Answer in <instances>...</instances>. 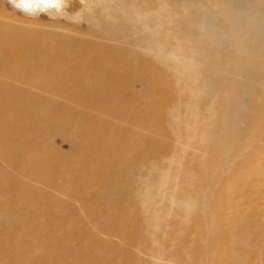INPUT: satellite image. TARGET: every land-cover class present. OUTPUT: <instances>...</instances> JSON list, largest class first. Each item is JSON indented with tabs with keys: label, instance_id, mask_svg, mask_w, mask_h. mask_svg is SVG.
Here are the masks:
<instances>
[{
	"label": "bare ground",
	"instance_id": "obj_1",
	"mask_svg": "<svg viewBox=\"0 0 264 264\" xmlns=\"http://www.w3.org/2000/svg\"><path fill=\"white\" fill-rule=\"evenodd\" d=\"M12 1L19 11L33 15L45 11L73 20V28L38 36L21 49L0 36L1 211L5 200L14 199L5 194L17 193L22 200L23 189H32L20 182L18 174L54 186L50 175L45 180L46 173H63V165L72 162L64 154L46 161L29 156L30 149L56 128L74 130L73 143L81 151L68 171L82 187L81 181L91 176L82 161L106 155L111 147L102 142L114 128L106 117L107 109L114 108L127 117L126 124L113 131L122 133L125 144L116 142L112 149L124 154L110 156V161H119L112 166L118 176L104 183L120 198L115 205L128 203L143 239L131 245L137 252H127L112 241L102 242L93 253L69 242L61 246V238L52 231L22 218L46 217V206L32 205L15 212L19 230L12 231L11 244L0 246V254L10 255L6 264H21L30 248L36 259L63 246L72 260L84 264H94L103 250L111 251L108 264H141L140 252L150 258L146 264H212L203 254L214 252L217 243L223 251L232 245L233 256L224 261L217 255L213 264H258L264 256V220L240 205L253 202L247 195L251 177L264 176V0ZM3 27L0 23V30ZM42 81L47 85L41 87ZM30 88L55 89L84 101L80 109H73L76 115L47 116L33 108L36 102L30 99L36 97L17 99L34 96ZM43 105L58 111L66 108L48 100ZM141 123L147 127L139 128ZM140 157L158 160L127 163ZM65 158L69 161L63 162ZM225 179H230V186L223 188ZM237 184L242 187L235 194ZM19 203L15 199L7 214H13ZM59 207L63 208L58 220L74 211L69 205ZM228 207L234 215L226 212ZM199 218L204 223L196 234L188 235L189 224ZM30 228L40 238L33 239ZM198 231L209 239L203 247ZM37 239L44 240L42 245H35ZM7 259L0 257V264Z\"/></svg>",
	"mask_w": 264,
	"mask_h": 264
},
{
	"label": "rangeland",
	"instance_id": "obj_2",
	"mask_svg": "<svg viewBox=\"0 0 264 264\" xmlns=\"http://www.w3.org/2000/svg\"><path fill=\"white\" fill-rule=\"evenodd\" d=\"M20 7L15 4L12 0H0V20L4 23L5 27L0 30V36L3 37L8 44L13 45L17 49L25 48L31 41H35L38 36L45 37L47 33H59L60 31L58 28L67 27L72 29V25L70 24L72 21H69L67 18L64 17H56L48 15L45 11H41L37 15H33L32 13H28L27 11H19ZM86 27V24H83ZM40 82V81H38ZM51 84H54V88H56L57 82H53ZM47 85L44 81L41 83V87ZM137 89L141 88L139 84L135 85ZM29 92L34 94V96H17V99H24L26 98H35L36 99H30V101L36 102L33 106L36 110H44V112H48L47 116H56L63 118L62 114L63 112L73 113L76 115V112L73 109H80L79 105L83 103L82 96H72L68 95V93H63V91L59 92L55 89L50 90H44L42 88H30L28 89ZM51 101L55 103H64L66 105V108L59 109V111L53 108L43 107L45 101ZM33 102V103H34ZM39 106V107H38ZM43 107V108H41ZM71 107L72 109L68 108ZM70 110V111H69ZM106 117L111 121L110 124L114 125V128L116 126H123L126 124L127 117L123 110H115L114 108L107 109L106 111ZM60 125H65L62 123H59ZM57 126V125H56ZM139 128L144 126L147 127V123H141L138 125ZM114 128L108 133V138L102 142L104 146L108 145L111 147H108L109 150L106 151L108 154H95L91 156L92 160L82 161L88 165V168L85 170L87 174H90L89 180L87 182H82V187H78V184L80 182H74L72 180V173L69 167H72L70 164H77L76 157L79 158V153L77 150L75 143H73V129L69 130H53L51 133L46 135L41 145H39L36 149H30V157L32 159L39 160H45V158L51 156L50 158L57 160V156L59 154H64V156L69 157L72 161L71 163L68 162L69 158L62 159L63 162H68L64 167V172H59L56 170V172L46 173V178L48 175H50V181L53 183L54 186H47L39 182V179L34 178H25L23 176H19L18 178L21 183L23 184H30L32 185V189H28V187L23 189L24 193H20L22 196V200L17 199L18 194L17 193H8L5 194L6 197L11 196L14 199H7L5 200L7 202L6 205H4L3 212L0 209V246L4 247L8 242V245L11 244L10 242L13 241L15 238L14 235H12V231H18L19 229L14 225L15 222L20 220V217H15V212H21L23 209L29 208V206H46L47 210L44 213L46 215L43 216L41 214H29L24 215L22 218L26 219L28 222H31L32 224H35V226H44L46 229L52 231L56 237H60L59 239L61 241L60 245L62 246V242H69L75 245L74 247L88 249L90 248V252L93 253L94 248L98 246L99 244H102V242L112 241L113 243L117 245H121L124 247V250L127 252H132L131 245L133 243H136L137 241H140L143 239L140 234V228L141 225L139 224V220L135 219V217L130 218V207L128 203L120 204V206L115 205V203L120 199L116 198L117 195H115V192L111 188V190H107L105 187V183L107 179H109L111 176H113L115 180H117L118 173L114 172L113 165H116L119 163V161H110V156L114 153V155L118 154H124V152H120V150H113L114 146L116 145V142H119L120 144L124 145L123 140L120 139L122 136L121 134L116 133L114 134ZM138 128V129H139ZM169 137H166L165 140L168 142H171ZM3 144L0 142V145ZM101 145V142H100ZM102 145V146H103ZM76 147V148H75ZM110 149L111 152H110ZM115 149V148H114ZM58 152V153H57ZM84 153L88 154L89 149L83 150ZM116 152V153H115ZM53 153V154H52ZM59 159V158H58ZM74 159V160H72ZM81 160V159H79ZM143 162V163H150L152 161H157L158 159H149L147 157H140L139 159H129L127 160L128 164H135L137 161ZM1 161V159H0ZM60 162V160H59ZM153 163V162H152ZM9 170V169H8ZM1 172V171H0ZM69 172V175L67 176ZM61 174H64L62 176ZM33 175H31L32 177ZM67 176V177H66ZM136 176V175H135ZM140 176V175H139ZM65 177V178H64ZM48 179V178H47ZM85 182V183H83ZM105 182V183H104ZM230 179H225L223 183V188L230 186ZM242 187V185H235L234 187V193L237 194L238 190ZM89 192V190H93ZM230 192V191H229ZM113 193V194H112ZM247 195L253 198V202H244L240 205L242 209L248 210V211H256L260 214V220H264V176L260 175H254V177H251L249 180V185L247 187ZM237 197V195H236ZM20 202L19 204H16L15 211L13 214H7V210L11 209L13 206L14 201ZM36 204V205H34ZM11 205V206H10ZM62 205H69L73 207L74 211H68L67 216H62V220H58L59 216H61V210L63 207ZM32 206V207H33ZM117 209H116V208ZM75 208V209H74ZM29 210V209H27ZM33 210V209H31ZM226 212H229V214H235L234 209L232 207H228L225 209ZM28 212V211H26ZM74 214L79 216H74ZM107 214H111L113 218H108ZM47 216L53 217V220L47 218ZM57 219H56V218ZM197 222L191 221L189 224V232L188 235L196 234L197 227L202 226L204 223V219L201 220L199 218L196 220ZM80 224V227H79ZM86 228L84 231H88L89 233L83 234L81 232V229ZM114 230V231H113ZM32 234V238H40L38 235H40L38 232L36 233L35 228H30V232L28 234ZM36 233V234H34ZM93 234L96 235V238H94ZM83 235V236H82ZM201 236V237H200ZM55 237V239H57ZM92 237V238H91ZM196 237L201 240L200 245L203 247L206 245L209 241L207 236H203V232L198 231V234ZM74 239V240H73ZM79 239L78 242L75 241ZM100 239V240H98ZM207 243H206V241ZM216 239L214 240V242ZM35 245H42L44 240L37 239L33 241ZM206 243V244H205ZM46 244H50L53 246L56 242H47ZM125 244V245H124ZM215 244V243H214ZM60 246L59 244H57ZM216 249L214 252L207 251L204 253V259L207 261H212V264L214 263L213 260H217L218 257H221L222 260L228 261V258H232L233 253H231L230 249L232 247L226 246V250H222V248H219L218 243L215 244ZM59 250L53 252L49 251L45 252L43 254H40L39 256H35L36 259H34V250L28 249L26 251L25 257H23L21 264H47L46 260L48 259L51 261V264H84L83 262L77 263V261L72 260L69 255L68 251H66L65 246H63V249L58 248ZM218 249V250H217ZM30 251V252H29ZM86 250L85 252H87ZM103 253H98V260L94 264H108L109 258H111L110 250H103ZM134 251L137 252L135 249ZM32 252V253H31ZM65 252V253H64ZM89 252V253H90ZM212 252V253H211ZM64 253V254H63ZM120 252L116 253V255L111 259L112 262L116 261L117 257L119 258ZM140 262L141 264H146L147 260L149 261V257L145 255L144 253L140 252L139 254ZM201 255V256H203ZM218 255V257H217ZM58 256V263L56 262ZM71 256V255H70ZM0 257H4L5 264L10 262V255L4 256L1 252ZM31 257L32 260L30 259ZM28 258V260H26ZM47 258V259H45ZM94 259V258H93ZM1 262V260H0ZM258 264H264V256L261 257L260 261H258ZM89 263V262H88ZM49 264V263H48Z\"/></svg>",
	"mask_w": 264,
	"mask_h": 264
}]
</instances>
